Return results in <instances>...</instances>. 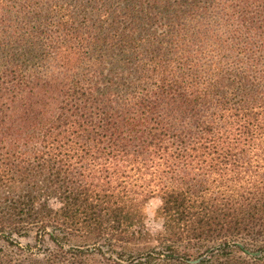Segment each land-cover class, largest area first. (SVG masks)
I'll list each match as a JSON object with an SVG mask.
<instances>
[{
  "label": "trees",
  "instance_id": "1",
  "mask_svg": "<svg viewBox=\"0 0 264 264\" xmlns=\"http://www.w3.org/2000/svg\"><path fill=\"white\" fill-rule=\"evenodd\" d=\"M33 232L40 264H264V0H0V243Z\"/></svg>",
  "mask_w": 264,
  "mask_h": 264
},
{
  "label": "rangeland",
  "instance_id": "2",
  "mask_svg": "<svg viewBox=\"0 0 264 264\" xmlns=\"http://www.w3.org/2000/svg\"><path fill=\"white\" fill-rule=\"evenodd\" d=\"M50 203L55 206L57 201L55 199L51 200ZM160 205V198L154 196L151 198L146 206V217L143 225L139 228L140 239L136 243L139 249L147 246L159 247L160 244L157 242V234L161 231V221L156 216V209ZM20 241V246L8 245L4 242L0 243V263H7L11 260L13 264H40L43 262V257L46 254V247H35L34 232L28 237H18ZM30 243L32 247H28L27 244ZM47 246L54 249V244L52 242H47Z\"/></svg>",
  "mask_w": 264,
  "mask_h": 264
}]
</instances>
